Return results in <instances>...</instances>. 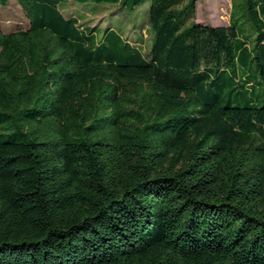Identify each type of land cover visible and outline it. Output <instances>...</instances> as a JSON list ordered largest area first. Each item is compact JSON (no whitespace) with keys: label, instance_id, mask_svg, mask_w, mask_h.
Wrapping results in <instances>:
<instances>
[{"label":"trees","instance_id":"16d2710c","mask_svg":"<svg viewBox=\"0 0 264 264\" xmlns=\"http://www.w3.org/2000/svg\"><path fill=\"white\" fill-rule=\"evenodd\" d=\"M17 1L29 26H0V264H264V0L227 25L195 21L198 0ZM70 1H149V52Z\"/></svg>","mask_w":264,"mask_h":264},{"label":"rangeland","instance_id":"374dc122","mask_svg":"<svg viewBox=\"0 0 264 264\" xmlns=\"http://www.w3.org/2000/svg\"><path fill=\"white\" fill-rule=\"evenodd\" d=\"M241 2L242 0H198L194 19L204 24L227 25L233 10L236 17L240 18L242 15ZM149 7L148 1L130 12L129 8L124 9L119 4L93 5L70 1L62 6V10L66 16H77L84 26L97 27L100 36L110 26L125 38L131 39L147 54L153 37L148 21ZM0 26L5 31L29 26V19L17 0H10L6 6L0 5Z\"/></svg>","mask_w":264,"mask_h":264}]
</instances>
